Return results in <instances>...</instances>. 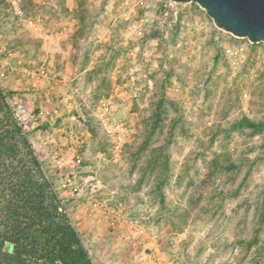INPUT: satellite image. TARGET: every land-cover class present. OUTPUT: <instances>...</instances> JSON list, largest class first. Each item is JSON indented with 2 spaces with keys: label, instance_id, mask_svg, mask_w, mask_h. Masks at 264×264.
Instances as JSON below:
<instances>
[{
  "label": "rangeland",
  "instance_id": "374dc122",
  "mask_svg": "<svg viewBox=\"0 0 264 264\" xmlns=\"http://www.w3.org/2000/svg\"><path fill=\"white\" fill-rule=\"evenodd\" d=\"M3 1L8 46L51 80L14 72L2 86L92 263L163 253L173 264H264V44L218 30L195 3L175 5L168 28L153 0ZM15 6L32 26L15 23ZM117 124L118 150L107 132ZM160 141L168 160L154 169ZM111 208L137 221L135 244Z\"/></svg>",
  "mask_w": 264,
  "mask_h": 264
},
{
  "label": "trees",
  "instance_id": "16d2710c",
  "mask_svg": "<svg viewBox=\"0 0 264 264\" xmlns=\"http://www.w3.org/2000/svg\"><path fill=\"white\" fill-rule=\"evenodd\" d=\"M6 2L0 0V11H6ZM157 114L161 117V109ZM243 124L259 127L247 119ZM147 147L148 141L141 146ZM154 148L149 167L163 159L166 168L167 141ZM262 205L264 218V200ZM0 264H93L1 85Z\"/></svg>",
  "mask_w": 264,
  "mask_h": 264
},
{
  "label": "built area",
  "instance_id": "2783aa9c",
  "mask_svg": "<svg viewBox=\"0 0 264 264\" xmlns=\"http://www.w3.org/2000/svg\"><path fill=\"white\" fill-rule=\"evenodd\" d=\"M155 5L158 6L159 9V25L164 27L171 28L172 26H176L179 18V11L175 8V5H177L174 2H171L170 0H153ZM138 3L143 4V0H138ZM14 19L15 23L19 25H28L32 26L31 18L25 13L23 9H21L18 6L14 7ZM5 27L0 21V85L2 89L5 92L7 102L15 112V115L17 116L19 113L23 112L22 105L20 104V100L16 97H10L8 94V91L2 86V83L6 81L9 77V74L17 72L19 73L23 78H28L33 86L36 84H41L42 82H46L47 84H50V76L48 74L47 69L40 65L38 67H32L30 65V62L27 58L19 51L10 48L7 43L6 35H5ZM217 39V37H216ZM230 56H234L237 54V51H227ZM236 61V60H235ZM235 63V62H233ZM231 62V64L233 65ZM56 83V82H55ZM102 112L103 115L107 114L109 112V106L107 103H102ZM125 127L122 124H117L114 131L108 130L107 132L111 135V137L114 139V148L116 150L119 149L120 143L122 142V138L125 134ZM113 132V133H112ZM83 140H80V144H83ZM74 165H78L81 163V158L79 155H75ZM91 202V201H90ZM101 205H99L97 202L92 201V208H97ZM105 211V209H104ZM106 213L108 214V217L111 220V225L116 224H123L127 225L131 230L132 229H139V225L137 221H133L129 219L125 214H123V211L121 209H106ZM172 254H175L177 252V249H172ZM149 258V264H173L169 260H160L156 257H153L152 255H148ZM95 264V263H93ZM101 264V263H100ZM214 264H217L214 262Z\"/></svg>",
  "mask_w": 264,
  "mask_h": 264
},
{
  "label": "water",
  "instance_id": "95a60500",
  "mask_svg": "<svg viewBox=\"0 0 264 264\" xmlns=\"http://www.w3.org/2000/svg\"><path fill=\"white\" fill-rule=\"evenodd\" d=\"M178 5L195 3L215 27L251 44H264V0H170Z\"/></svg>",
  "mask_w": 264,
  "mask_h": 264
},
{
  "label": "crops",
  "instance_id": "0c3cea01",
  "mask_svg": "<svg viewBox=\"0 0 264 264\" xmlns=\"http://www.w3.org/2000/svg\"><path fill=\"white\" fill-rule=\"evenodd\" d=\"M93 210V209H92ZM94 211H97V210H93L92 212H90V213H88L87 211H85V210H81V211H77L76 213H75V216H76V218L77 219H80L81 220V222L83 221V220H86V217H97V215H95L94 214ZM81 212H82V214H81ZM84 212V213H83ZM74 216V215H73ZM72 219L74 220L75 218L74 217H72ZM77 219H75V220H77ZM81 222L79 223V221L77 220V225L78 224H81ZM143 233V232H142ZM138 237H139V239H140V235H137V229H132L129 233H128V242L129 243H133V244H135L136 243V239H138ZM144 239H146V238H144ZM146 242L148 243V239H146ZM140 243H141V241H140ZM139 242H137V245H139L140 244ZM148 246H150V248H152V253L153 254H155L154 253V251H156V247L154 246V244L153 243H149V244H147ZM147 245H145L144 247H146ZM95 248H97V247H95ZM156 255V254H155ZM156 256H159V255H156ZM159 257H162V258H165V259H163V260H168V259H170V257H168V255L167 256H165V254H161ZM105 264L104 262H95V264ZM121 264V263H120ZM126 264V263H125ZM134 264H135V262H134ZM179 264V263H178Z\"/></svg>",
  "mask_w": 264,
  "mask_h": 264
}]
</instances>
